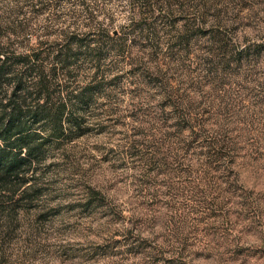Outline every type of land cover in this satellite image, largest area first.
I'll return each mask as SVG.
<instances>
[{
    "label": "rangeland",
    "instance_id": "obj_1",
    "mask_svg": "<svg viewBox=\"0 0 264 264\" xmlns=\"http://www.w3.org/2000/svg\"><path fill=\"white\" fill-rule=\"evenodd\" d=\"M95 2L129 30V0H0V21L41 34ZM138 5L133 64L78 58L92 129L44 153L2 264H264V0Z\"/></svg>",
    "mask_w": 264,
    "mask_h": 264
},
{
    "label": "trees",
    "instance_id": "obj_2",
    "mask_svg": "<svg viewBox=\"0 0 264 264\" xmlns=\"http://www.w3.org/2000/svg\"><path fill=\"white\" fill-rule=\"evenodd\" d=\"M129 1L128 31L114 32L99 19L100 13L109 14L97 2L85 8L84 23L58 29H47V24L41 34L33 33L25 20L11 26L0 21V264L17 228L29 221L44 153L55 148L63 152L92 129L83 111L85 93L96 78L80 87L75 83L78 58H89L95 72L107 51L127 57L130 64L136 59L130 55L141 29L138 4L149 0ZM134 68L132 74L138 72Z\"/></svg>",
    "mask_w": 264,
    "mask_h": 264
},
{
    "label": "water",
    "instance_id": "obj_3",
    "mask_svg": "<svg viewBox=\"0 0 264 264\" xmlns=\"http://www.w3.org/2000/svg\"><path fill=\"white\" fill-rule=\"evenodd\" d=\"M115 32V31H114Z\"/></svg>",
    "mask_w": 264,
    "mask_h": 264
}]
</instances>
